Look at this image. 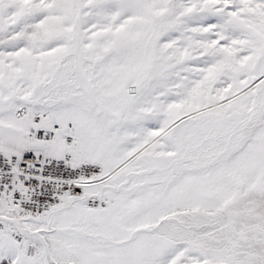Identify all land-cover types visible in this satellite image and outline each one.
<instances>
[{
    "label": "snow or ice",
    "instance_id": "6c2138e0",
    "mask_svg": "<svg viewBox=\"0 0 264 264\" xmlns=\"http://www.w3.org/2000/svg\"><path fill=\"white\" fill-rule=\"evenodd\" d=\"M0 264H264V0H0Z\"/></svg>",
    "mask_w": 264,
    "mask_h": 264
}]
</instances>
